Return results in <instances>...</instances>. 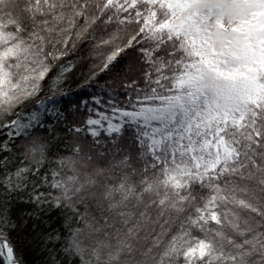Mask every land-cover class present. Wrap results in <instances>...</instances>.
Here are the masks:
<instances>
[{
	"label": "snow or ice",
	"instance_id": "6c2138e0",
	"mask_svg": "<svg viewBox=\"0 0 264 264\" xmlns=\"http://www.w3.org/2000/svg\"><path fill=\"white\" fill-rule=\"evenodd\" d=\"M0 264H264V0H0Z\"/></svg>",
	"mask_w": 264,
	"mask_h": 264
},
{
	"label": "trees",
	"instance_id": "16d2710c",
	"mask_svg": "<svg viewBox=\"0 0 264 264\" xmlns=\"http://www.w3.org/2000/svg\"><path fill=\"white\" fill-rule=\"evenodd\" d=\"M75 87V86H73ZM67 99H71V100H77V99H88L87 97H79L78 94L74 91L72 93V95L70 97H68ZM58 106H63V103H61V105Z\"/></svg>",
	"mask_w": 264,
	"mask_h": 264
}]
</instances>
